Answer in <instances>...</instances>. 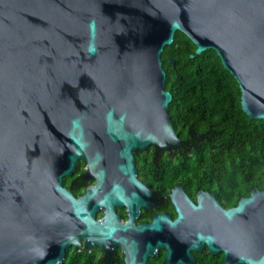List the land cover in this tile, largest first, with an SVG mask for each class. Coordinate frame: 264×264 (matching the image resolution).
Returning <instances> with one entry per match:
<instances>
[{
	"label": "water",
	"instance_id": "95a60500",
	"mask_svg": "<svg viewBox=\"0 0 264 264\" xmlns=\"http://www.w3.org/2000/svg\"><path fill=\"white\" fill-rule=\"evenodd\" d=\"M213 49L240 87L242 110L264 118V0H0V264H60L65 248L120 246L125 264H189L192 251L221 264H264V189L235 206L125 223L114 205L144 204L120 182L141 186L133 151L182 145L174 131L160 55L175 32ZM193 57V54H190ZM78 160L95 185L77 200L61 180ZM109 187L84 204L103 185ZM176 190H182L178 185ZM106 213L95 219L96 209ZM173 227L172 241H127L122 233Z\"/></svg>",
	"mask_w": 264,
	"mask_h": 264
},
{
	"label": "trees",
	"instance_id": "16d2710c",
	"mask_svg": "<svg viewBox=\"0 0 264 264\" xmlns=\"http://www.w3.org/2000/svg\"><path fill=\"white\" fill-rule=\"evenodd\" d=\"M195 44L177 30L160 55L164 89L172 94L167 110L178 137L173 181L193 189L221 187L224 205L233 206L254 189H264V118L252 119L241 108L240 87L213 49L195 54ZM193 54V57H190ZM194 143V144H192ZM208 253L194 264H217ZM61 264H95L73 252Z\"/></svg>",
	"mask_w": 264,
	"mask_h": 264
},
{
	"label": "flooded vegetation",
	"instance_id": "af4514ba",
	"mask_svg": "<svg viewBox=\"0 0 264 264\" xmlns=\"http://www.w3.org/2000/svg\"><path fill=\"white\" fill-rule=\"evenodd\" d=\"M180 147L188 149L189 144L183 142ZM177 149L178 147L168 152L161 151L157 147L149 145L143 150L133 151L135 166L137 168L136 178L141 186L139 187L128 183L126 180H123L119 184L124 189L126 195L132 192L139 196L144 204H140L138 207L133 206L132 209H129L126 204L114 205V214L120 218L121 223H125L128 218L132 216L134 226L141 223L149 224L154 216L161 214L167 215L169 221H171L175 219L178 214L175 205L181 209L185 216L193 213L183 194L195 204L198 203V195L200 194L202 208L210 211H216L217 207L215 208L213 206L210 198L206 194H212L221 207H232L224 205L223 194L219 185H216V187L211 190L207 188L193 189L188 185L184 187L182 183L173 181V168L171 166V170L167 171L165 161L166 159L174 161L173 153ZM95 182V178L87 171L82 160H78L72 173L63 176L61 180L62 186L77 200H80L87 190L95 185ZM178 185L181 186V191L176 190ZM108 187L109 183L107 182L106 175L103 185L92 195L89 202L84 204V207L89 209L91 204L97 201ZM105 213L106 209L99 206L95 211L94 217L96 220H100ZM173 232V227L163 222L162 228L157 232H137L128 229L122 233H118V235H122L127 241L133 240L136 242L139 251L143 252V242L149 241L154 243L155 240H160L169 243L172 241L171 236H173ZM106 248L107 250H104L94 244L87 247L85 240L81 239L80 246L75 247L70 245L65 248L64 259L67 253L73 252L75 255L82 257H92L95 264H125V252L122 247L108 244ZM152 252V255H147L146 257L147 264H165L166 249L164 247H155ZM204 253H208L214 258H219L217 264H221L223 253L218 252L216 254H211L206 247L200 252L191 250L193 260L189 264L195 263L196 255H204Z\"/></svg>",
	"mask_w": 264,
	"mask_h": 264
}]
</instances>
